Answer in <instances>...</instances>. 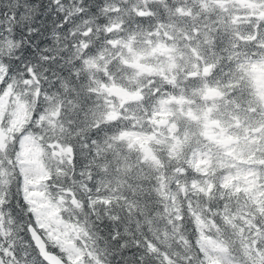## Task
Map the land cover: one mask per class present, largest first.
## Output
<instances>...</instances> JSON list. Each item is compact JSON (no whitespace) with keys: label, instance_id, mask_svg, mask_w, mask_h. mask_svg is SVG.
Instances as JSON below:
<instances>
[{"label":"snow or ice","instance_id":"snow-or-ice-1","mask_svg":"<svg viewBox=\"0 0 264 264\" xmlns=\"http://www.w3.org/2000/svg\"><path fill=\"white\" fill-rule=\"evenodd\" d=\"M0 264H264V0H0Z\"/></svg>","mask_w":264,"mask_h":264}]
</instances>
